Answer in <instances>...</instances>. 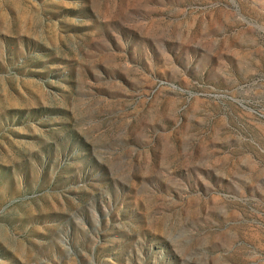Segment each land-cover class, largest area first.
Returning <instances> with one entry per match:
<instances>
[{"label": "rangeland", "instance_id": "1", "mask_svg": "<svg viewBox=\"0 0 264 264\" xmlns=\"http://www.w3.org/2000/svg\"><path fill=\"white\" fill-rule=\"evenodd\" d=\"M0 264H264V0H0Z\"/></svg>", "mask_w": 264, "mask_h": 264}]
</instances>
